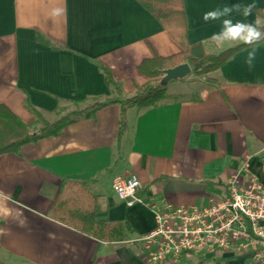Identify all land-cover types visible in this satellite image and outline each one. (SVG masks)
Here are the masks:
<instances>
[{
	"label": "crops",
	"instance_id": "0c3cea01",
	"mask_svg": "<svg viewBox=\"0 0 264 264\" xmlns=\"http://www.w3.org/2000/svg\"><path fill=\"white\" fill-rule=\"evenodd\" d=\"M189 42L211 54L233 47L210 40L221 21L206 12L264 0H183ZM253 11L246 22L258 16ZM260 17V16H259ZM233 21L245 18L233 13ZM42 36L47 44L39 41ZM219 71L169 83L154 108L110 105L56 136L0 156V260L5 264H149L137 242L155 227L152 205L203 206L227 195L245 164L264 183V43L252 68L247 51ZM182 51L136 0H0V104L40 131L29 106L44 117L59 106L115 94L107 69L131 98L148 79L140 64ZM136 176L144 204L119 200L114 183ZM247 177V174L244 176ZM100 196L101 226L129 224L128 238L102 239L69 226L82 191ZM163 264H252L251 255H187Z\"/></svg>",
	"mask_w": 264,
	"mask_h": 264
},
{
	"label": "trees",
	"instance_id": "16d2710c",
	"mask_svg": "<svg viewBox=\"0 0 264 264\" xmlns=\"http://www.w3.org/2000/svg\"><path fill=\"white\" fill-rule=\"evenodd\" d=\"M136 1L155 17L168 34L181 46L182 51L169 57L157 56L143 61L138 69L141 75L148 79V82L142 86H137L135 94L129 99H121L122 91L120 86L115 82L110 71L102 68L106 85L113 90L114 98L104 101L101 98H93L91 100L73 102L72 106L77 108L69 112H66L68 107L59 106L54 111V115L58 118L51 124L45 120L41 113L29 106V109L33 111L42 125L37 133L33 132L32 126L25 123L9 107L0 104V156L20 154L26 145L38 143L41 139L49 136H56L70 125L83 119L92 118L97 112L113 104H119L122 107L119 122V138H121L125 130L127 109L132 107H138L139 109L154 108L169 98L168 85H161L165 71L187 63L192 69L193 76H207L219 71L233 57L248 49L246 45L235 44L219 54H210L207 52L204 43L191 44L189 42L188 22L183 0ZM254 13L264 18L263 11H254ZM38 39L42 43L47 44V41L42 36H39ZM83 104H87L84 109L78 108ZM100 210V196L84 189L81 195V202H78L75 206L72 220L68 224L73 229L87 236H102V239L105 240L114 237L119 239V241L127 240L126 229H129V224L120 223L114 226H101L96 220ZM128 231L130 232V229ZM0 264L5 263L0 260Z\"/></svg>",
	"mask_w": 264,
	"mask_h": 264
},
{
	"label": "built area",
	"instance_id": "2783aa9c",
	"mask_svg": "<svg viewBox=\"0 0 264 264\" xmlns=\"http://www.w3.org/2000/svg\"><path fill=\"white\" fill-rule=\"evenodd\" d=\"M141 190L134 175L114 183L116 196L129 208L144 204ZM152 210L155 227L137 241L149 264L219 253L251 255L252 264H264V183L249 173L248 164L229 179L227 195L220 200L180 207L162 202Z\"/></svg>",
	"mask_w": 264,
	"mask_h": 264
},
{
	"label": "clouds",
	"instance_id": "9594fccd",
	"mask_svg": "<svg viewBox=\"0 0 264 264\" xmlns=\"http://www.w3.org/2000/svg\"><path fill=\"white\" fill-rule=\"evenodd\" d=\"M256 3L247 5H225L221 8L204 13V21H221L222 27L220 32L212 34L210 40L217 46L225 43H234L237 45L248 46L247 56L244 63L247 67L252 68L257 58L258 46L264 43V18L257 16L253 22H246L249 16L253 15ZM242 15L245 19L233 21L230 17L233 13ZM133 182L135 178H133Z\"/></svg>",
	"mask_w": 264,
	"mask_h": 264
},
{
	"label": "water",
	"instance_id": "95a60500",
	"mask_svg": "<svg viewBox=\"0 0 264 264\" xmlns=\"http://www.w3.org/2000/svg\"><path fill=\"white\" fill-rule=\"evenodd\" d=\"M192 75V69L189 64L185 63L173 69L165 71V75L161 80L162 86H167L169 83L178 80H184Z\"/></svg>",
	"mask_w": 264,
	"mask_h": 264
},
{
	"label": "rangeland",
	"instance_id": "374dc122",
	"mask_svg": "<svg viewBox=\"0 0 264 264\" xmlns=\"http://www.w3.org/2000/svg\"><path fill=\"white\" fill-rule=\"evenodd\" d=\"M207 50V49H206ZM208 52V51H207ZM221 53V52H220ZM211 54V53H210ZM208 76V75H207ZM198 77H203V76H198ZM87 106V104H83V105H80L78 108H80V109H84L85 107ZM77 107H75V106H69L68 108H67V110H66V112H69V111H73V110H75ZM57 116H55V115H52V116H48V117H45V120L48 122V123H53V122H55L56 120H57ZM38 123L40 124V122L38 121ZM41 127H42V125L40 124V129H41ZM3 262V261H2Z\"/></svg>",
	"mask_w": 264,
	"mask_h": 264
}]
</instances>
